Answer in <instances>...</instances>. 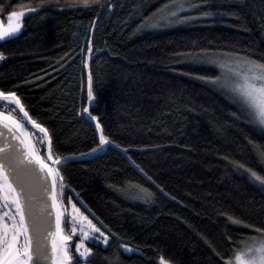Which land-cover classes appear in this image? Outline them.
Masks as SVG:
<instances>
[{"label":"trees","instance_id":"trees-1","mask_svg":"<svg viewBox=\"0 0 264 264\" xmlns=\"http://www.w3.org/2000/svg\"><path fill=\"white\" fill-rule=\"evenodd\" d=\"M170 2L101 0L111 5L102 9L80 0H0L2 17L43 9L0 41V87L16 90L54 132L56 154L71 157L60 165L65 204L70 197L122 238L107 249L90 242L92 258L78 264H160L161 256L224 264L213 249L226 260L256 235L245 224L264 227V184L245 170L264 175V129L216 80L222 53L264 62V0H206L202 11L220 15L192 11L185 23L160 20ZM89 74L93 115L127 153L108 145L81 155L99 137L82 114ZM137 185L154 194L150 202L138 198ZM120 243L134 250L114 252Z\"/></svg>","mask_w":264,"mask_h":264},{"label":"snow or ice","instance_id":"snow-or-ice-1","mask_svg":"<svg viewBox=\"0 0 264 264\" xmlns=\"http://www.w3.org/2000/svg\"><path fill=\"white\" fill-rule=\"evenodd\" d=\"M43 4L45 0H40ZM85 6L91 4L100 8L111 7L110 4L101 3V0H80ZM207 6L206 0H171L166 5L167 15L163 17L169 23H185L191 19L189 13L200 12L202 17H216L219 13L202 11ZM43 9H29L35 13ZM24 12L13 11L9 16V25L5 29L0 26V40L14 38L22 29L21 18ZM15 17V23H11ZM88 52H92L89 41ZM220 67L224 73L223 79L217 77V82L233 95L249 116L261 127H264V62L250 57H241L239 53L234 56L222 53ZM5 59L0 52V61ZM92 75L88 76L89 106L83 108L82 114L87 115L90 121L95 122L99 130L98 143L89 153L91 155L101 151L104 146L112 145L127 153V148L115 144L109 136L104 134L103 124L99 115H93L92 107L97 96L92 87ZM38 130V131H37ZM35 137V141H33ZM54 132L43 123L37 122L29 114L25 103L16 90L0 87V264H39L42 261H52V264H78L80 260L89 261L93 256V248L87 241H95L105 249L111 246V240L122 239L118 233L112 231L99 217L93 213V219L81 212L76 203H71V214L65 204V183L61 174V161L71 157L58 156L54 150ZM46 147L47 152L41 154ZM37 145L41 151L37 150ZM264 158V148L260 149ZM135 164V161H132ZM237 167L245 169L239 162ZM139 168V165H136ZM250 177L264 184V175L252 168H246ZM141 172L144 170L141 168ZM147 176V173H144ZM151 179V177H149ZM139 189L138 198L150 202L154 194L147 188L136 186ZM74 191V190H73ZM78 195V194H77ZM90 211V210H89ZM234 224L243 222L228 217ZM71 225L69 233L65 229ZM245 227L254 228L256 235L242 240V246L231 249L229 257L225 260L219 251L216 256L224 260V264H264V227H254L245 224ZM78 234L74 243L75 253L69 249V242L73 235ZM231 240V237L228 238ZM236 242L232 241L234 245ZM50 245V247H49ZM134 249L127 243H120L114 252L128 254ZM161 264H173L165 257H160ZM117 264L120 261L117 260Z\"/></svg>","mask_w":264,"mask_h":264},{"label":"rangeland","instance_id":"rangeland-1","mask_svg":"<svg viewBox=\"0 0 264 264\" xmlns=\"http://www.w3.org/2000/svg\"><path fill=\"white\" fill-rule=\"evenodd\" d=\"M17 13H19V12H24L25 13V16L26 15H28V14H30V12L28 11V10H23V11H16ZM11 14V13H10ZM10 14H8L6 17H2V16H0V26H2L3 28H7L8 27V25H9V23H10V21H9V16H10ZM166 14V13H165ZM165 14H163L161 17H160V20H163V21H165L164 19H163V17H165L166 15ZM24 16V17H25ZM24 17H22L21 18V24H22V27H23V19H24ZM11 23H15V17H13L12 18V21H11ZM22 30V29H21ZM21 32V31H20ZM19 32V33H20ZM19 33H17V34H19ZM16 34V35H17ZM15 35V36H16ZM0 41H2V40H0ZM221 62H222V58H218L217 59V67H219L218 69L220 70L219 72H220V77H221V79H223V75H224V73L222 72V69H221V67H220V64H221ZM221 85H222V83H221ZM222 88H225L223 85H222ZM226 89V88H225ZM227 90V89H226ZM257 124V123H256ZM258 125V124H257ZM259 126V125H258ZM261 127V126H260ZM261 128H263L264 129V127H261ZM38 131V130H37ZM98 132H99V130H98ZM33 138H35V137H33ZM33 141H34V139H33ZM44 141H45V147H46V138H44ZM108 146V145H107ZM107 146H104L103 147V149L101 150V151H97V152H95V153H98V152H102V151H104L106 148H107ZM37 147V150L38 151H41L40 150V148H39V145H37L36 146ZM47 148V147H46ZM47 152V151H46ZM41 154H43L42 152H41ZM94 154V153H93ZM71 203H75V202H71ZM71 203L69 204V205H67V208H68V212L66 213L67 215H69L70 216V214H71ZM77 205V207L78 208H80V210H81V212H83L85 215H88L89 216V218L90 219H93V221L94 222H96L95 221V219L94 218H92L80 205H78V204H76ZM70 229H71V225H70V223H69V225H67L66 226V229H65V231H66V233H69L70 232ZM77 236H78V234H75V235H73V240L71 241V242H69V249H70V251L73 253V255H77L78 256V254H76L75 253V248H74V243L76 242V240H77ZM90 242H95V241H87L86 243H87V245L89 246V247H91L90 246ZM130 246V245H129ZM130 247H132V246H130ZM133 248V247H132ZM134 249V248H133ZM159 263L161 264V261L159 260Z\"/></svg>","mask_w":264,"mask_h":264},{"label":"water","instance_id":"water-1","mask_svg":"<svg viewBox=\"0 0 264 264\" xmlns=\"http://www.w3.org/2000/svg\"><path fill=\"white\" fill-rule=\"evenodd\" d=\"M49 247H50V245H49ZM39 264H52V261L51 260H49V261H42V262H39Z\"/></svg>","mask_w":264,"mask_h":264}]
</instances>
